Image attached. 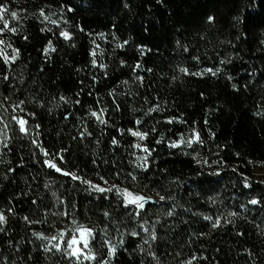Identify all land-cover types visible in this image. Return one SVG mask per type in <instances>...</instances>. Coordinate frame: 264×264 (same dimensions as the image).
I'll return each instance as SVG.
<instances>
[{"label": "trees", "instance_id": "trees-1", "mask_svg": "<svg viewBox=\"0 0 264 264\" xmlns=\"http://www.w3.org/2000/svg\"><path fill=\"white\" fill-rule=\"evenodd\" d=\"M0 3L6 4L9 12L18 13V20L8 16L18 34L9 33L5 39L20 50V58L11 68L0 63V120L9 125L10 145L0 146V212L7 220L2 226L5 231L0 232V264H62L58 254L45 253L43 242L32 236L33 231L54 233L48 227L55 220L51 213L62 211L64 206L51 195L52 190L90 226L97 222L103 226L104 210H110L117 221L122 217L123 209L116 206L114 195L108 194V199L89 195L79 181L43 165L45 157L31 144L37 138L33 130L36 124L41 126L39 141L48 152L68 149L63 153L66 163L59 167L97 183H102L98 176L103 175L117 184L124 181L133 189L147 184L144 195L153 201L159 200L157 192L173 197L160 204L146 202L147 211L139 221L148 222V232L129 221L128 231L135 228L139 235L125 234L123 244L118 243L114 227L110 226L107 236L95 234V249L105 257L104 239L117 246L110 264H186L193 256L192 264H264V208L246 205L252 196L264 197V0ZM61 6L74 11L63 12L61 19ZM41 8L49 15L57 13L51 19L70 32V40L60 36V28L41 22ZM209 16L214 18L211 22ZM238 16L245 22L237 23ZM63 19L69 23L64 24ZM49 41L55 51L45 55L43 49ZM185 47L188 52H184ZM229 58L231 63L220 64ZM93 59L106 67L93 68ZM137 63L141 68L133 71ZM180 66L192 72L219 67L222 72L216 76L184 75L178 71ZM3 74L10 79L4 81ZM138 75L143 79L138 80ZM113 90L115 95H109ZM60 96L69 102L59 101ZM20 100L26 102L21 106L26 112L35 113V119L26 117L28 135L21 134L19 125L11 121L12 114L24 116L19 109L12 111ZM77 100L80 103H75ZM57 102L61 105L58 108ZM157 105L158 110L148 114L147 110ZM99 107L109 110L107 126L88 117L90 108ZM137 119L141 125H135ZM168 119L173 122L167 123ZM85 125H90L92 136L80 139L78 133ZM153 127L156 131L140 143L156 151L149 171L140 172L137 184L125 173L133 171L130 161L135 157L131 153H144L131 147L137 138L127 129L150 131ZM193 129L200 134L202 145L168 146L181 138L186 140ZM112 138L119 140V146L111 145ZM3 139L4 124H0ZM156 139L162 142L156 144ZM9 168L14 171L8 172ZM245 178L251 188H244ZM46 182L51 189L45 188ZM33 199L40 205L39 215ZM241 205L250 210L244 211ZM172 208L174 216L167 217ZM229 211L238 215L227 216ZM25 216L33 220L46 217L47 223L30 225ZM204 216L213 219L205 220ZM217 216H221V224L214 228ZM225 218L231 222L226 223ZM157 219L160 224L154 230L158 238L152 241L149 234ZM146 239L149 244L144 243Z\"/></svg>", "mask_w": 264, "mask_h": 264}, {"label": "snow or ice", "instance_id": "snow-or-ice-1", "mask_svg": "<svg viewBox=\"0 0 264 264\" xmlns=\"http://www.w3.org/2000/svg\"><path fill=\"white\" fill-rule=\"evenodd\" d=\"M162 0H157V3H161ZM125 7H128L127 4H125ZM73 12L74 9L72 7L64 8L61 6V12L59 13L61 19L63 18V12ZM11 16L13 20H18L19 16L17 11H10L8 9V6L6 4L0 3V24H2V27H0V63H3L6 68H11L12 65H14L18 59L20 58V50L16 48L13 43L5 39V36L7 34L17 35L18 29L17 27L12 26V23L8 16ZM51 15H57V13H52ZM51 15L46 14V10L41 8L39 10V16L43 18L41 21L42 23L47 22L50 23L57 28H60V23L56 19H51ZM255 15V13H253ZM214 18L212 16L208 17V20L211 22ZM237 23H244L245 21L241 17L235 18ZM64 24H68L69 21L67 19H63ZM42 31L45 30H51V29H41ZM83 31V29H81ZM103 36V34H100ZM60 36L63 37L65 40L71 39V34L68 30H65L63 28H60ZM27 39V37H25ZM125 44L127 41L124 42ZM98 47V45H97ZM117 47H123V44H118ZM143 47V46H139ZM184 52H188V48L185 47ZM50 51H55V49L52 47V41H49L47 46L43 49V52L45 55H47ZM93 57L96 55L95 52L90 53ZM193 59H197L196 57H193ZM231 63V59L227 60H221L220 64H226ZM92 67L95 68L99 66L101 69L105 68L106 65L99 64L97 65V60L93 59L91 61ZM121 65L124 66L125 62L122 60ZM141 68V65L137 63L136 67L133 69V71H136V69ZM148 71H151V69H147ZM178 71L184 75H203L204 73H211L213 76H216L218 73L222 72V69L219 67H216L215 69L206 68L203 69L201 72H192L187 67L180 66L178 68ZM14 78V77H12ZM175 78V77H174ZM231 79V77H228ZM2 79L4 81H8L10 79V76L7 74H3ZM138 80H142L143 78L139 75L137 76ZM95 78H93V84H95ZM126 84L127 81H124ZM235 88V85L233 86ZM109 95H115L114 90L109 92ZM4 100L7 101L8 97H4ZM59 101L63 103H68V99L64 96L59 97ZM26 102L24 100H20L15 106L13 107L12 111L13 113H16L17 109H19V112L24 113V116H20L19 114H12L11 115V121L16 122L19 125V132L24 135H28L30 129L26 128L25 126L29 124V120L26 117H32L35 119V113L34 112H26L22 105H24ZM75 103H80V101H75ZM60 103L57 102L55 104V107H60ZM0 107H3L2 104H0ZM43 107V105H41ZM159 108V105L156 107H150L147 112L148 114H151L154 111H157ZM115 110H119L117 107ZM52 109H49V113H51ZM108 109H105L103 107L97 108H90L88 111V117L89 119L94 118L95 122L100 124L101 126H107L108 119H107V113ZM135 111V109H133ZM261 113H257V115H260ZM66 120L68 119V116L66 115L64 117ZM167 123H172V119H168L166 121ZM141 121L137 119L135 121V125H141ZM0 124H4V139L0 140V146L3 148H9V142L7 137V132L9 130V125L4 123L3 120H0ZM40 125L36 124L35 128L33 129L36 131V139L31 140V144L39 148V153L42 154L45 159L43 160V165L46 166L49 169L55 170L57 173H60L66 177H70L72 181H79L82 185H85L82 190L89 193V195L95 193L97 194V197L108 199V194L114 195L116 197L115 204L116 206H119L123 209L122 217L119 221H117L113 216L112 212L110 210H104L102 215L105 219V223L103 226L97 222V224L89 225L87 222H81L78 219V213L74 211L69 210V205L66 200L63 198L57 197L56 190L51 191V195L53 197L57 198V202L60 205H63L64 208L62 211L52 212L51 215L55 217V220L51 224L48 225L50 229H54V233L46 234L43 231H33L32 236L35 237L37 240L42 241V250L45 253H53L58 254L61 258L62 264H85V262H88V264H110L111 259L114 257L117 246L111 243L110 239H104L102 241V246L107 247V256L105 257L102 253L98 252L95 249V234L97 232H103L105 236H107L110 232V226L114 227L116 230L117 235L120 237L118 240L119 244H123V236L125 234L131 235L133 237H136L139 235V232L136 231L135 228H132L131 231H128V228L130 227L129 221L131 223H136L137 227L142 229L145 232H148V228L145 227L147 225V221L144 220L143 222L139 221V218L142 217V215L147 211L146 209V202L148 203H155L160 204L161 202H166L168 200H172L173 197L171 196H164L160 195L159 192L156 194L159 196L158 201H153L152 197L144 195L143 189H147L149 185L143 184L140 189H133L131 188L127 183L124 181H121L120 184H117L115 182V179H108L107 177L103 175L98 176V180L102 183L94 182L93 180L89 178H85L81 176L78 173H74L70 170H66L64 168L59 167V164L66 163L65 157L63 153L68 151L66 148H61L59 152L56 153H50L47 151L45 146H42V144L39 141V129ZM90 125H85L78 133L80 139H84L86 137H91L92 132L89 130ZM121 133H123V129L120 130ZM128 132L134 137L137 138L136 142L131 144V147L133 149H138L139 151L143 152L144 155H137L135 152L131 153L132 156L135 157L134 161H130V164L133 167V171H127L125 173V177H131V180L137 184L140 183V172L147 173L149 171V164H150V158L153 155V153L156 151L154 148H150L146 144H142L140 142L145 141L146 138L151 134V132H155L156 128L153 127L150 131H141L136 130L134 128L127 129ZM77 137H73L75 140ZM156 144H160L162 142V139H156ZM112 146H119V140L117 138H112L110 141ZM194 143L203 144V141L200 137V134L195 131V129L192 130V134L190 137H188L186 140L181 138L179 141H173L168 146L170 148H178L181 144H185L188 148H192ZM97 144L99 145V140H97ZM36 155L35 153H33ZM195 159V157H193ZM107 163V161H104ZM201 163H207L206 161H200ZM93 164L97 163V160L94 159L92 161ZM139 170V171H136ZM13 168H9L8 172H13ZM235 171V169H233ZM219 175V173H216ZM116 177H119L120 170H118L115 173ZM4 179L7 180L8 176L5 175ZM45 188L51 189L52 185L49 183H45ZM244 188H251L250 183L248 182L247 178L244 179L243 182ZM43 198H41L42 201ZM214 202V201H213ZM33 205H37V214L39 215L41 212L40 205L38 204V201L36 199H33L31 201ZM112 203L111 201L109 202ZM246 205H252L254 207H260L264 208V197H257L252 196L250 199L247 200ZM246 205H241V208L244 211H249L250 209L247 208ZM72 209H74L76 206L71 205ZM115 210L114 208L112 209ZM9 213L13 212V209H8ZM175 214V208L169 209L166 212L167 217H173ZM238 215L235 211H229L227 213V216H236ZM23 219L28 224H46L47 218H38V219H30L28 216L23 217ZM205 220H212L213 218L211 216H204ZM226 223H230L231 221L227 220L225 218ZM7 223L6 216L3 212H0V232L5 231V229L2 227L4 224ZM160 224V220L157 219L155 224L151 227L153 228V231L149 234V238L152 241H155L157 237V233L154 230L156 225ZM221 224V216H217L215 218V221L213 223V227H218ZM121 227L124 228V232H121ZM145 244H149V240H144ZM149 248H151V245H149ZM149 255L152 256L153 259H156V253L149 251ZM32 257H29L31 259ZM196 257L193 256L191 260H188L186 264H192V260H195ZM202 259V257H201Z\"/></svg>", "mask_w": 264, "mask_h": 264}]
</instances>
